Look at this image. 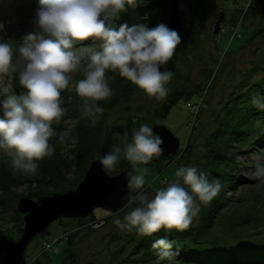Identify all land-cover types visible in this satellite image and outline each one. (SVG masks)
I'll return each instance as SVG.
<instances>
[{
  "label": "trees",
  "instance_id": "trees-1",
  "mask_svg": "<svg viewBox=\"0 0 264 264\" xmlns=\"http://www.w3.org/2000/svg\"><path fill=\"white\" fill-rule=\"evenodd\" d=\"M141 1L147 2L146 11H150L155 6L152 0ZM177 1L180 6L187 3L189 12L186 24H182L183 28L179 33L181 43L177 46L172 59L161 68V71H171L173 76L166 85L169 93L158 108L148 111L145 103L142 102L147 95L130 81L120 77L118 72L109 71L106 75L110 77L109 87L112 89V95L107 100L97 102L104 112L94 127L91 125V118L84 115V103L77 93L72 97L73 103L66 104L78 109L70 116L73 123L69 130V137L75 139V144L68 152L62 153L60 139L57 135L54 136L50 143L55 146V153L52 157H45L37 162L39 167L34 175L14 174L11 168V157L6 156L7 162L0 166V253L4 255L14 245L21 235L23 226L22 216L18 213L16 204L15 208H11L12 204H6V201L13 200L17 203L22 197L36 201L42 196L74 189L83 178L90 160H101L113 146L123 148L125 143H131L134 132L143 124L140 123V119H146L149 116L145 124L151 127L156 117L164 120L171 109L186 96L188 92L186 89L189 88L190 83L189 76L185 74L182 77L179 69L176 70V66L186 64L188 55L196 52L199 33L197 28L199 23L207 19L209 5L206 0ZM248 3L251 7L246 16L257 14L261 18L260 21L264 23L256 0L248 1ZM164 10L168 11V5ZM245 12L247 11L244 8L238 7L237 15H240L241 20L236 21L237 27L241 26L246 18ZM222 13L224 15L223 11ZM138 14L144 17L142 21L149 29L156 27L158 18L156 15L150 12ZM126 17L133 19L137 18V15L127 13ZM262 33H264V26L256 27L250 30L248 40L253 35ZM211 34L214 35L213 29ZM197 56L196 53L193 54V57ZM254 66L251 73L246 75V78L242 79L235 88L233 87L215 112L210 121V130L202 143L197 148L188 142L182 147L179 144L177 153L181 155L179 161L175 162L176 170L183 166L196 167L198 171L207 174L209 181L213 179L221 181L224 186L221 193L209 205L201 204L199 215L193 219L191 227L185 232L175 230L169 232L161 229L150 237H144L135 229L131 232L122 230L115 236L119 244L110 252L107 264H169L168 261L159 259L157 251L152 248V244L161 238L172 243V251L178 252L176 260L179 264H264V184L257 180L249 182L243 179L239 173V162L236 161L238 153L256 151L254 149L256 145H262L264 140V110L252 104L254 96L264 97V57ZM217 67V72H220L224 70L226 63L220 60ZM21 70L22 68H17V71L8 77L11 78L14 90L20 89L25 92L19 84ZM76 77L79 80L84 78L83 72ZM209 78V75H206L205 82ZM203 84H193L189 94L200 98L198 93L203 91ZM209 86L208 84V91ZM204 91L207 92V90ZM197 113L198 111L195 115ZM52 127L54 129L53 125ZM55 127L59 130L63 129L61 122ZM190 133L189 131L188 139ZM151 164L153 165L149 162L147 165ZM73 167L76 168L72 180L66 179L64 176L71 172ZM127 168H132V165L121 152L120 163L110 175H115ZM174 174L170 176L171 179H168L169 183L174 179ZM20 180L27 184L25 189L27 192L24 194H18L12 190L20 183ZM237 182L241 190L240 194L234 198L231 191L235 190ZM188 190L190 192V189ZM4 195L6 196L3 197ZM128 201L129 198L123 202V206ZM130 205L140 206L138 202ZM8 209H11L15 219L11 221L9 227H3ZM69 243L72 244L71 237ZM69 259L68 264H74L72 258Z\"/></svg>",
  "mask_w": 264,
  "mask_h": 264
},
{
  "label": "clouds",
  "instance_id": "clouds-1",
  "mask_svg": "<svg viewBox=\"0 0 264 264\" xmlns=\"http://www.w3.org/2000/svg\"><path fill=\"white\" fill-rule=\"evenodd\" d=\"M141 0H39L35 13L36 30L24 36L19 46L23 68L19 72V84L25 92L11 95L0 101L3 119H0V150L11 157L13 173L34 175L38 161L52 157L55 146L50 140L56 136L52 124L65 114L62 92L72 87L73 76L86 59L84 78L74 87L84 103L83 113L91 118L94 127L104 109L97 102L112 95L107 72H118L147 96L163 100L168 95L166 87L172 79L171 71H161L172 59L181 38L166 25L149 29L145 25L129 27L122 24L117 29L112 21L126 10V5L136 7ZM3 25H0L2 28ZM99 41V50L77 48L79 42ZM13 62L12 45L0 42V74L11 76L17 71ZM252 104L264 110V97L256 95ZM66 133L60 135L65 143ZM164 141L149 125H141L133 134L131 143L124 147L113 146L100 160L106 172L116 170L121 152L131 163L126 175V186L138 190L130 203L139 201L138 207L127 214L123 221L114 220L118 228L133 229L144 237H150L161 229L187 231L201 210L223 189L219 179L209 181L206 173L193 166H183L175 171L174 179L166 187L158 188L154 198L144 192L147 167L153 158L163 155ZM252 178L264 183V163L256 158ZM187 186V188L185 187ZM190 189V192L189 190ZM199 201V203L197 202ZM172 243L157 239L153 250L159 259L169 264H179L178 252L172 251Z\"/></svg>",
  "mask_w": 264,
  "mask_h": 264
},
{
  "label": "rangeland",
  "instance_id": "rangeland-1",
  "mask_svg": "<svg viewBox=\"0 0 264 264\" xmlns=\"http://www.w3.org/2000/svg\"><path fill=\"white\" fill-rule=\"evenodd\" d=\"M1 1L2 0H0V25H3V27L0 28V42H7L12 45L13 62L16 63L19 61L17 68H23L24 62L20 58L18 49L23 42L22 38L28 33L36 30L33 21L39 0ZM168 1L169 0H152L155 6L152 7L150 11H146L145 8L147 7V2L141 1L136 7L126 5V10L119 13L112 21L113 27L119 28L122 24H127L129 27L133 25H146L145 22L142 21L144 17L138 14L140 12L146 14L150 12L152 15H156L158 17L156 27L161 24L167 26L168 11L164 9H167ZM206 1L209 5V14L207 19L198 25L197 50L193 52L192 55H188L186 64L180 65V67L176 66V70L179 69L182 77L185 74L189 76V88L186 89L188 92L186 96L171 109L164 120L156 117L154 121L155 123L162 124L174 134L179 140L180 147L188 142V144H192L194 148H197L202 143L204 137L210 130V121L213 115L224 102L227 95L232 91L233 87L235 88L242 79L246 78V75L251 73V69L255 67L254 65L260 63L264 57V33L253 35L251 39L248 40L250 30L264 26V23L260 21L261 18L257 14L246 16L251 7L248 1L251 2V0ZM141 3L143 4L141 5ZM238 7L244 8V10L247 11L244 16L246 18L239 27H237L236 23V21L240 19V15H237ZM220 11L224 12V20L220 23L219 33L217 35H212L213 22L216 20V17L219 16ZM188 12L189 5L187 3H184L183 6L179 4V17L182 24H186ZM127 13L131 15L135 14L137 18L127 19ZM238 35L240 37H238ZM232 36H234L235 39ZM76 47H89L99 50L100 42L89 39L79 42ZM195 53L199 58L198 56L193 57ZM220 60L226 63V67L224 70L217 72V66ZM87 62L86 59L82 60L81 67L76 72L72 73V87L62 92V100L64 101L62 106L64 105L63 108L66 109V112L59 121L52 124L58 139H60L62 133L67 134L65 143H61L62 153L68 152L75 144V139L69 137V130L73 123L70 116L75 114L78 109L71 108L66 104L68 103L71 105L73 103L72 97L76 93L74 85L79 80L76 75L82 72L84 73ZM206 75H209L210 78L205 82ZM210 80H212V83H210ZM11 83V78L8 77V75L0 74V101L6 99L8 96L23 93L20 89L14 90ZM197 83L201 85L204 83V89L202 88L203 91L198 93L200 98L195 96L192 97V95L189 94L192 90V85ZM208 84L210 85L209 91ZM204 90H207V92L205 93ZM195 93L197 94V92ZM164 101L165 98L163 100H157L149 96H147L145 100H142L147 110L150 112L154 108H158ZM197 111L198 113L195 115ZM148 117L149 116H147L146 119L142 118L144 119L143 121L140 119V123L145 124ZM3 118V108L2 104H0V119ZM59 122H61L63 127L62 130L55 127ZM189 131L191 133L188 139L187 135ZM256 146L257 147L254 148L256 151L238 153L236 156V161L239 162L240 176L249 182L254 180L261 182L258 179L252 178L255 164L250 162L255 163L257 157L260 158L261 162H264V140L262 145ZM180 155L181 153H177L172 159H166L158 164H151L150 166L147 164L137 165V167H147L149 169V173L145 177L144 192L150 199L154 198L156 189H158L159 186L166 187L169 183L168 179L175 173V162L179 161ZM6 156L7 153L0 150V166L7 162ZM75 168L76 167H73V170L71 169V172L67 173L64 177L72 180ZM110 173L112 172H108L109 175ZM21 181L23 180H20V183L13 187L12 190L15 193L24 194L27 192H25L27 184ZM240 190L241 186H239L237 182L235 190L231 191L234 198L240 194ZM137 194L138 190L130 189L129 201L124 206L122 204L121 210L115 213L101 208H95L92 213L82 221L77 218H60L55 220L49 224L46 232L38 234L31 239L24 250L22 263L68 264V261H70L69 258H72L74 264H107L110 252L119 244L115 236L122 231V229L115 225L114 220L120 219L123 221L124 217L136 208L130 205L133 204L130 203V198L135 197ZM5 196L6 195L3 197ZM6 202V204H12L11 208H15L16 203L13 202V200ZM136 202L139 204V201ZM107 217L109 218L107 219ZM14 219L15 217L11 209H8L5 214L3 227H9L12 223L11 221ZM69 236L71 237L72 244L69 243ZM4 256L5 254L3 255L0 253V264L3 263Z\"/></svg>",
  "mask_w": 264,
  "mask_h": 264
},
{
  "label": "water",
  "instance_id": "water-1",
  "mask_svg": "<svg viewBox=\"0 0 264 264\" xmlns=\"http://www.w3.org/2000/svg\"><path fill=\"white\" fill-rule=\"evenodd\" d=\"M261 17L264 19V0H256ZM224 20L222 12L213 23V33L218 34L220 23ZM168 28L177 33L182 31L177 0L169 2ZM154 133L164 141V153L159 158H153L150 163H160L176 156L179 140L160 123L151 125ZM131 168L122 170L115 175H109L102 167L100 159L92 160L83 178L74 189L63 193H53L42 196L37 201L22 197L17 201L16 209L22 215V231L19 239L5 253L2 264H20L28 243L57 219L86 218L95 208H101L111 213L122 208L124 200L129 196L130 189L126 186V175Z\"/></svg>",
  "mask_w": 264,
  "mask_h": 264
},
{
  "label": "bare ground",
  "instance_id": "bare-ground-1",
  "mask_svg": "<svg viewBox=\"0 0 264 264\" xmlns=\"http://www.w3.org/2000/svg\"><path fill=\"white\" fill-rule=\"evenodd\" d=\"M4 0H2L1 2H3Z\"/></svg>",
  "mask_w": 264,
  "mask_h": 264
},
{
  "label": "built area",
  "instance_id": "built-area-1",
  "mask_svg": "<svg viewBox=\"0 0 264 264\" xmlns=\"http://www.w3.org/2000/svg\"><path fill=\"white\" fill-rule=\"evenodd\" d=\"M46 251H47V249H46Z\"/></svg>",
  "mask_w": 264,
  "mask_h": 264
}]
</instances>
